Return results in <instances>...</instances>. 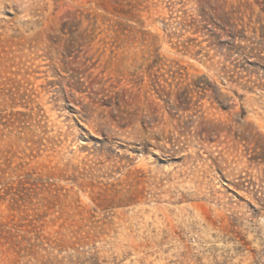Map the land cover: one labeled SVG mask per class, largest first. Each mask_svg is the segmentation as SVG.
I'll use <instances>...</instances> for the list:
<instances>
[{
	"label": "rangeland",
	"instance_id": "rangeland-1",
	"mask_svg": "<svg viewBox=\"0 0 264 264\" xmlns=\"http://www.w3.org/2000/svg\"><path fill=\"white\" fill-rule=\"evenodd\" d=\"M0 264H264V0H0Z\"/></svg>",
	"mask_w": 264,
	"mask_h": 264
}]
</instances>
